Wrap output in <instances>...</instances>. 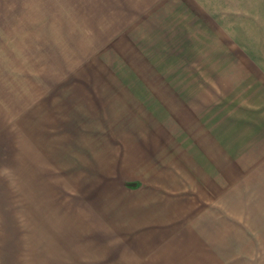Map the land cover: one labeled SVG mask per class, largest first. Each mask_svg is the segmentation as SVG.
Masks as SVG:
<instances>
[{
  "label": "rangeland",
  "instance_id": "obj_1",
  "mask_svg": "<svg viewBox=\"0 0 264 264\" xmlns=\"http://www.w3.org/2000/svg\"><path fill=\"white\" fill-rule=\"evenodd\" d=\"M19 1L0 9V237L47 222L51 264H191L142 228L173 191L202 207L206 168L237 159L222 102L244 69L220 16L205 0ZM18 247L0 264H39Z\"/></svg>",
  "mask_w": 264,
  "mask_h": 264
},
{
  "label": "crops",
  "instance_id": "obj_2",
  "mask_svg": "<svg viewBox=\"0 0 264 264\" xmlns=\"http://www.w3.org/2000/svg\"><path fill=\"white\" fill-rule=\"evenodd\" d=\"M6 1L0 0L3 12ZM205 9L220 16L223 21L221 36L233 43L234 51L242 54L237 68L244 69V76L232 77L239 93L234 94V101L224 98L227 102H222L227 104L222 110L223 118L237 115L236 120L230 121L234 123L231 128L222 134V137L227 133L238 134L234 146L238 150L237 159L221 163L228 167L227 172L206 168L205 185L212 186L217 193L201 196L202 207L193 202L185 206L187 200L183 196L186 192L173 191L172 196L157 201L153 212L145 214L150 221L142 230L148 227L155 243L161 235L171 237L172 244H178L172 253L174 258L178 256L191 264L201 261L205 264H264V0H205ZM2 19H5L4 13ZM230 21H236V26ZM240 84L246 85L244 91ZM188 197L194 198L191 194ZM162 201L167 205L164 210ZM179 205L177 213L175 209ZM3 212L1 209L0 219L7 220ZM34 223L18 226L20 221H15L14 226L6 228L5 238L0 237L3 261H10L6 255L11 251L10 245L19 246L20 251L24 245L37 244L39 250L34 254V261L51 264L52 247L49 248L47 242L50 225L45 222L36 227ZM37 228L44 233L35 239Z\"/></svg>",
  "mask_w": 264,
  "mask_h": 264
}]
</instances>
